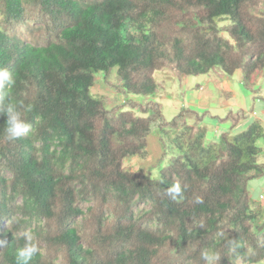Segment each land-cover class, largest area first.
<instances>
[{
	"label": "trees",
	"instance_id": "1",
	"mask_svg": "<svg viewBox=\"0 0 264 264\" xmlns=\"http://www.w3.org/2000/svg\"><path fill=\"white\" fill-rule=\"evenodd\" d=\"M3 67L31 130L6 140L0 114V264H16L25 231L41 249L31 264H204L208 248L219 264H264L249 189L264 177V131L252 121L231 133L264 105L253 81L264 79V0H0ZM163 69L178 82L239 73L252 105L218 115L182 103L167 119L154 77ZM97 76L122 101L93 96ZM208 120L227 129L211 134ZM154 130L163 183L123 166L146 155ZM177 181L187 186L179 203L165 194Z\"/></svg>",
	"mask_w": 264,
	"mask_h": 264
},
{
	"label": "rangeland",
	"instance_id": "2",
	"mask_svg": "<svg viewBox=\"0 0 264 264\" xmlns=\"http://www.w3.org/2000/svg\"><path fill=\"white\" fill-rule=\"evenodd\" d=\"M223 34L225 35V33ZM207 76H210L208 80ZM154 77L157 82L163 81L166 86L165 90L160 92L159 100L163 107V113L167 119H171L175 115L182 103H185L187 106L198 111L209 109L212 113L218 115H223L229 108L235 109L240 107L247 111L249 106L252 105L249 101L251 93L242 87L239 73H235L233 77H226V79H228L227 84L231 89V93H236L237 96L236 103L233 101L234 104H226L229 100V95L227 93L226 96L223 94L221 98L219 90L223 89V86L219 81V77L214 73H209L208 75H201L198 77H183L181 82H178L170 70L163 69L155 71ZM253 78V81L256 83L257 81L261 80L262 87L260 91L262 95H264V79H262L260 75L257 77V80L255 79V75ZM195 83H203L206 86V89H204L203 92L197 91L195 88H193ZM90 92L93 96L102 98L108 107H111L122 101V97L120 95L103 85L101 77L99 76L96 77V81L90 88ZM131 98L135 100L141 99L140 96H131ZM253 107L256 114L249 112L248 119L240 121L231 133L236 134L246 130L248 124H250L252 121H258L262 131H264V105L263 103L255 101ZM204 126L211 134H216L227 129L226 124L217 125L214 124L212 120L205 122ZM159 137L160 134L156 130L150 133L147 137L146 155L144 157L133 156L129 159H125L123 162L124 168L135 171V169L139 167L140 169L137 171L142 173H151V171L154 169L158 170L157 167L153 168L152 166L155 163V160L162 153V145L159 141ZM166 142L168 144V141ZM260 143L264 146V142ZM262 154L264 155V153ZM262 154L258 156L259 158H257V160L261 165H264V163H262L264 162V157L261 156ZM262 180H264V178H258V180L255 182H260ZM258 184L262 185L260 183ZM256 189L257 183L256 186L252 184L250 187V196L252 198V192ZM252 206L255 207V203H253ZM147 207L148 205L140 203L136 206V209L141 210ZM262 214L263 216L260 218L259 224L261 225L262 229H264V211H262ZM238 264L241 263L238 262Z\"/></svg>",
	"mask_w": 264,
	"mask_h": 264
},
{
	"label": "clouds",
	"instance_id": "3",
	"mask_svg": "<svg viewBox=\"0 0 264 264\" xmlns=\"http://www.w3.org/2000/svg\"><path fill=\"white\" fill-rule=\"evenodd\" d=\"M14 78L10 70L6 67L0 68V114L6 116V126L4 127L3 133L4 138L8 141H15L21 137L26 136L31 130V124L28 122L26 117L23 116L19 107L11 102L9 95V89L14 86ZM139 167L135 169L136 172ZM151 179L163 183L164 180L160 175L159 170H152ZM187 190L186 185H182L179 181L171 184L165 190L167 197L173 201L179 203L185 198V192ZM194 203H203V198L197 196ZM200 227H203L200 225ZM223 235V232L220 233ZM24 244L18 247L15 252L16 264H31L34 257L40 254L41 249L37 242H35V236L31 231H25L23 233ZM8 244L5 238H0V248L6 247ZM229 247L231 253L238 257L239 252L237 249L241 248L236 239H229ZM254 253L249 252V255ZM221 253L213 248H208L200 253V258L204 264H219Z\"/></svg>",
	"mask_w": 264,
	"mask_h": 264
},
{
	"label": "crops",
	"instance_id": "4",
	"mask_svg": "<svg viewBox=\"0 0 264 264\" xmlns=\"http://www.w3.org/2000/svg\"><path fill=\"white\" fill-rule=\"evenodd\" d=\"M208 75V74H207ZM210 78V76H207V80ZM220 80V82L222 83V86H223V89H221V90H219L220 91V96H221V98H222V96H223V94L226 96V93L229 95V100H228V102L226 103V104H228V103H231V104H234L233 103V101L236 103V98H237V96H236V93H231V89H230V87H229V85L227 84L228 82V79H226V77H224V78H219ZM223 79V80H222ZM196 84H198V83H196ZM199 85V87H195V89L197 90V91H200V92H203V90L204 89H206V86L203 84V83H200V84H198ZM229 88H228V87ZM219 87V86H218ZM227 101V100H226ZM230 101V102H229ZM256 102H260V101H256ZM254 108V107H253ZM252 114H256V112L255 111H253L252 112ZM261 148H262V151H261V153L260 154H262V153H264V146L263 145H261ZM261 156H263L264 157V155L262 154ZM259 158V157H258ZM259 163V162H258ZM262 163H264V162H262ZM264 178V177H263ZM257 181V180H256ZM256 183H257V189L256 190H254L253 192H252V196H253V199H252V201L255 203V207H256V209H259V210H262V211H264V180H262V181H260V182H253L252 184L253 185H255L256 186ZM258 183H260V184H262V185H259ZM251 187V186H250ZM250 189V188H249Z\"/></svg>",
	"mask_w": 264,
	"mask_h": 264
}]
</instances>
